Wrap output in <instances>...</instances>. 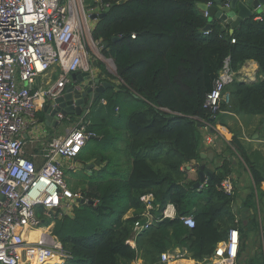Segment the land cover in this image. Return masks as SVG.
Instances as JSON below:
<instances>
[{
    "label": "trees",
    "instance_id": "trees-1",
    "mask_svg": "<svg viewBox=\"0 0 264 264\" xmlns=\"http://www.w3.org/2000/svg\"><path fill=\"white\" fill-rule=\"evenodd\" d=\"M206 1L101 0L113 6L95 21L91 37L108 42L101 47V54L113 61L114 78L120 81L118 90L110 89L105 100L112 111L116 106L126 110L124 128L131 170L126 178L104 180L103 185L96 175L90 178L88 188H81L84 197L99 200L87 213L96 223L78 222L68 215L56 221L53 233L69 255L65 264H121L118 257L127 260L123 264L135 257L146 264H163L160 254L174 247L182 249L184 258L205 264L217 243L226 239L228 230L237 228L234 197L218 189L219 182L231 171L229 162L222 163L210 184L199 188L194 187L195 181H186L182 167L200 157V119L211 120L203 101L226 58L234 72L245 61H255L263 77L251 83H228V102H221L214 121L224 124L226 113L264 115V13L260 19L251 16L242 20L230 33L218 19L203 16L197 4ZM113 36L120 39L111 41ZM97 64L102 67L99 61ZM122 94L128 97L125 104ZM97 125L91 124L86 131L97 134ZM230 142L259 190L264 167L249 159L235 135ZM145 193L153 195L155 216H160L167 204L174 206L175 216L156 217L132 245L128 237L133 221L144 208L140 197ZM253 196L251 190L247 200ZM129 209L134 215L123 219ZM185 215L194 218L193 227L183 225L180 217ZM99 220L104 222L100 224ZM240 222L243 220L238 222L243 237ZM250 222L257 227L255 216ZM243 248L241 245L239 250Z\"/></svg>",
    "mask_w": 264,
    "mask_h": 264
},
{
    "label": "built area",
    "instance_id": "built-area-1",
    "mask_svg": "<svg viewBox=\"0 0 264 264\" xmlns=\"http://www.w3.org/2000/svg\"><path fill=\"white\" fill-rule=\"evenodd\" d=\"M228 1L223 3L227 5ZM204 4L207 9L202 10L203 16L210 18L208 9L214 2L207 0ZM106 6L101 0H92L88 9L84 0H0V264H65L69 255L51 231L43 241H28L24 238L26 229L45 228L46 222L69 215L73 202L99 204L98 199L90 200L70 188L61 161L75 158L93 133L80 126L52 139L43 149L40 165L25 157L23 135L36 122V110L43 99L52 100L62 94L72 81V72L91 69V42L95 48L99 42L92 41L91 15ZM50 72L55 73L53 80ZM46 76L44 84L36 86V78ZM235 77L226 58L203 101L209 121L216 119L221 102L228 101L225 87ZM58 118L64 117L58 114ZM74 167L69 163V169ZM218 189L232 195V177H224ZM140 200L144 208L132 223L134 236L147 230L156 217L175 216L172 204L155 216L153 198L148 193ZM180 220L189 228L195 225L191 215L181 216ZM259 234L264 252L263 225ZM239 245V230L231 227L212 255L221 261L219 264H230L228 261L238 255ZM53 255L58 262L51 263ZM180 257V251H165L160 254V262ZM128 264L145 262L135 257Z\"/></svg>",
    "mask_w": 264,
    "mask_h": 264
},
{
    "label": "crops",
    "instance_id": "crops-1",
    "mask_svg": "<svg viewBox=\"0 0 264 264\" xmlns=\"http://www.w3.org/2000/svg\"><path fill=\"white\" fill-rule=\"evenodd\" d=\"M208 10L211 15L209 19L210 20L216 19L213 15L216 10L215 5L210 7ZM263 13H264V9H259L257 11H254V14L252 16L256 17V19H260ZM219 22L221 23L222 26H227L225 23L221 21ZM92 25L94 26V24ZM228 31L230 32L229 26H228ZM89 63L92 70L95 73V76H99L101 77L102 80H107L113 83L112 88H107L109 94L111 93L110 89L116 92L118 90V87H116L118 82L114 81V78L112 79L111 76L106 75L107 73L106 72L104 73L103 67L98 66L96 61H94L93 63L90 62V57H89ZM52 73L53 72H50L49 75H51ZM235 75L236 77L234 80L247 82V83L254 82L257 79H262L263 77L262 73L259 72L257 63L253 60L245 61L240 66V68L237 71H235ZM54 78H55V73L52 74V80ZM46 79L47 76L36 78L35 80L36 86L43 85ZM103 93L100 95L99 104L97 105L98 108L97 111H100V117H102L103 120L107 119V121L99 123L100 125L99 124L97 125L99 131L97 132V134L93 132V136L86 139L80 153L84 152L88 144V141L90 140H95L97 143L100 144V146L103 145L105 147L106 139L115 138V135L113 133L112 135H109L111 133H109L108 129L113 130L119 127L121 130V134L119 135L122 139H117V140L122 142L121 147H123V151L120 152L123 157V162L120 161L116 162L115 159L112 158L111 154L106 155V153L101 155H93V156L86 155L89 156L88 159L86 158L87 160L85 163L86 164L85 168L87 170L85 172L87 174L86 177L88 178V180L84 182L82 186L72 185L71 187H75V189L73 190L75 192L82 187L88 188L87 185L90 182V178L96 175L98 177V183L103 185L104 180L114 181V180L126 178L131 170V158L127 152V147H126L127 139L125 134V128L124 129L122 128L123 127L121 123L122 121L120 120L121 118L119 114L120 108L119 106H116L115 110L112 111L110 107H108L105 100L107 95H103ZM45 102H46L45 99L41 101V103L39 104L36 110V122L33 125H31L23 135L25 141L24 155L28 159L35 162L36 165H40L43 163L44 161L43 149L47 145V143H49L52 139L65 136V134H67V132L73 128L84 126L85 129H87L91 124L94 125L97 124L95 121H92L91 118H88V115H90V111H91L89 107L86 114L83 117L68 116L59 119L58 122L52 121L49 125H47L44 122V111H43ZM110 119L112 120L110 121ZM65 120L71 123H65L64 122ZM223 122L224 124H220L219 122H215V121L214 122L207 120L201 121L202 125L200 126V134H201L200 154L202 153L205 156L204 157L200 156L197 160H192L184 164L182 169H185L186 177H187L186 181L188 180L196 181L197 173H196V169L194 168L196 162H199L200 164H204L207 168H209L212 171L213 176L219 172L220 167L224 161L229 162L228 167L230 168L231 171L227 176H230L233 179V183H234V192L232 194L234 197L233 206L236 207V211L233 208V212L235 216L234 223H236L238 228L239 219L243 220V222H240V226H243L244 228L243 229L244 235L243 237H240V246L243 245L244 248L241 251L239 250L237 257L234 260L228 262H230V264H264V252L262 251V247L260 244V234H259L260 225L264 226V181L261 182L259 190H256L248 167L246 166L244 161L240 158V156L236 153L234 147L231 145L230 142V139L235 135L237 139L240 141L249 159L252 162L256 163L257 165L264 167V115L250 116L247 114L236 115L234 113H226L223 114ZM212 159H216L217 163L214 164ZM78 160L81 161L80 159ZM61 161L62 163L63 162L66 163L67 160L61 159ZM80 164H84V162ZM77 168H82V166ZM100 172L103 175H101ZM251 190L254 191V196L251 200H247V195L250 193ZM148 194H150L153 198V195L151 193ZM87 204H89V202ZM242 208L247 209V211L245 212L246 216L243 218L241 217L239 212V210ZM133 215H134L133 209H129L124 214L123 219L129 218ZM254 216L257 227H254L250 222V220H252ZM45 231H46L45 234H48L47 231L49 232L50 228H46ZM136 237L137 236L131 234L128 237V241L134 245ZM181 250L182 249H180L179 247H174L172 251L181 252ZM138 258L142 260V258L140 257ZM117 260L121 264L127 262V260L122 257H118ZM220 262L221 261L219 260H213L212 264H219ZM163 264H203V263L196 262L193 259L180 257L178 259L169 260L167 263H163Z\"/></svg>",
    "mask_w": 264,
    "mask_h": 264
},
{
    "label": "water",
    "instance_id": "water-1",
    "mask_svg": "<svg viewBox=\"0 0 264 264\" xmlns=\"http://www.w3.org/2000/svg\"><path fill=\"white\" fill-rule=\"evenodd\" d=\"M126 0H119V3H123ZM215 5L214 17L219 21L225 23L230 27V33L237 27V25L244 19L251 17L254 11L264 9V0H229L228 4L225 5L221 0H213ZM113 6V4L106 6L103 11L99 13H93L91 19L98 20L102 18ZM197 7L201 10H206L204 3H198ZM210 24L208 23L205 30L208 29ZM120 36L111 37V41L119 40ZM94 42V40L92 39ZM107 41L98 42V47H106ZM71 83H69L62 94L53 98L52 100H46L43 111H44V122L49 125L52 121H59L58 114L63 117L75 116L83 117L88 108L98 100L100 95L107 88H112L113 83L107 80H102L101 77L95 76L92 68L89 71H75L71 73ZM116 76V72H115ZM204 157V154H200ZM210 157V156H208ZM213 163L216 164V159H212ZM197 173V180L194 183L195 188L203 183L210 184L213 173L204 164L196 162L194 165ZM91 203V201H89ZM236 211V207L233 206ZM246 208L239 210L241 217L246 216ZM215 256H211L210 261H213ZM209 263V262H208Z\"/></svg>",
    "mask_w": 264,
    "mask_h": 264
},
{
    "label": "rangeland",
    "instance_id": "rangeland-1",
    "mask_svg": "<svg viewBox=\"0 0 264 264\" xmlns=\"http://www.w3.org/2000/svg\"><path fill=\"white\" fill-rule=\"evenodd\" d=\"M91 3H92V0H84L85 9H88L90 7ZM94 22L95 21H92V24H94ZM91 47H92V49L89 50L90 62L93 63L94 61H96V62L99 61V63L103 67L104 71L107 73L106 75L111 76L113 79L115 77V66L113 64V61L110 58H106L101 54V47H98V46H96V48L93 46H91ZM114 81H116L118 83L120 82L119 80H117L115 78H114ZM108 94H109V91L106 89L104 91L103 95L108 96ZM125 98H128V97H125L122 94L121 95V101L123 104H125V102H124ZM98 104H99V100L95 101L91 105V107L89 108V109H91L90 115H88V118H91L92 121H95L97 124L107 121V119L103 120L102 117H100V111H97V109H98L97 105ZM121 107L122 108H120L119 114L121 116L120 120L122 121L121 122L122 126H123L122 128L124 129V122H125V116H126L125 111L126 110H125V108H123V106H121ZM88 118H87V120H88ZM111 120L112 119H110V121ZM64 122L65 123H71V122H67V120H65ZM112 125H113V123H112ZM108 131H109V133H111L109 135H112V133H113L115 135V138L114 139H111V138L106 139L105 140V143H106L105 147L103 145L100 146V144L97 143L95 140H90V141H88V144H87L84 152L80 153L77 157L73 158L71 161L67 160L66 163L65 162L62 163V168L64 169V172H65V179L68 182V184L72 190H74V187H71L72 185L82 186V183H84L88 180V178L86 177L87 174L85 172V171H87L85 168L86 167L85 163H86V160L88 159L89 156H86V155H92L93 156V155H101V154L106 153V155L111 154L112 158L115 159L116 162H119V161L123 162V157H122L121 152H120V151H123V147H121L122 142L117 140V139H122L119 135V134H121V130L119 127H117V129H113V130L108 129ZM122 133H123V131H122ZM78 159H80L81 161H79ZM83 162H84V164H80ZM69 163H73L75 167L73 169H69L68 168ZM83 165H84V168H83ZM81 166H82V168H77V167H81ZM76 192H80L83 195L81 188H79ZM85 204H86V206H84L85 207L84 208L83 205H85ZM82 207L86 211L84 215H82V209H83ZM90 210H91V204L90 203L87 204V203L73 202L72 210H71V213L69 214L70 216L69 215L68 216L76 219L78 222L90 221V224H94L97 221H95L92 216L90 218H88L87 213H89L88 211H90ZM63 218H65V217L62 216L61 218H54V221L51 220L49 222H46L47 224L45 225V228H47V227L50 228L52 235H54L53 230H54V226H55L56 221L62 220ZM99 222H100V224H102L104 222V220H101V221L99 220ZM249 234H248V236H249ZM206 264H212V261L208 260L206 262Z\"/></svg>",
    "mask_w": 264,
    "mask_h": 264
},
{
    "label": "bare ground",
    "instance_id": "bare-ground-1",
    "mask_svg": "<svg viewBox=\"0 0 264 264\" xmlns=\"http://www.w3.org/2000/svg\"><path fill=\"white\" fill-rule=\"evenodd\" d=\"M91 45L94 47V45L91 42ZM48 228V227H47ZM45 229L43 227L35 228V229H26V232L24 233V238L28 241H43L48 238V234H45ZM47 233H49L47 231ZM52 262H58V259L56 255L52 256L51 263Z\"/></svg>",
    "mask_w": 264,
    "mask_h": 264
}]
</instances>
